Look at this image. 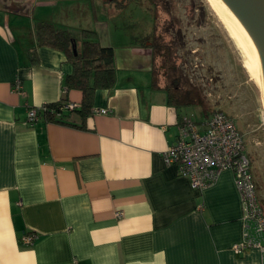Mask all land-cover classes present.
<instances>
[{"label": "crops", "instance_id": "crops-1", "mask_svg": "<svg viewBox=\"0 0 264 264\" xmlns=\"http://www.w3.org/2000/svg\"><path fill=\"white\" fill-rule=\"evenodd\" d=\"M107 7L105 0H0V264H263L259 248L233 249L243 223L232 171L196 190L167 165L182 122L194 119L151 89L149 48L114 42L99 16ZM118 13L109 7L108 18ZM41 20L78 38L93 29L114 49L115 83L95 92L86 130L43 118L26 124L29 108L82 101L79 89L63 88L73 70L63 52L40 47L32 62ZM71 119L81 120L76 112Z\"/></svg>", "mask_w": 264, "mask_h": 264}, {"label": "rangeland", "instance_id": "rangeland-1", "mask_svg": "<svg viewBox=\"0 0 264 264\" xmlns=\"http://www.w3.org/2000/svg\"><path fill=\"white\" fill-rule=\"evenodd\" d=\"M108 10L100 8L99 16L110 22L115 43L142 42L153 34L170 40L176 61L206 98L208 116L222 110L234 118L264 209V107L252 56L211 0H140L111 18ZM183 109L194 121L203 117L200 107Z\"/></svg>", "mask_w": 264, "mask_h": 264}, {"label": "trees", "instance_id": "trees-1", "mask_svg": "<svg viewBox=\"0 0 264 264\" xmlns=\"http://www.w3.org/2000/svg\"><path fill=\"white\" fill-rule=\"evenodd\" d=\"M140 0H105L116 12ZM35 46L30 50L33 63L39 61L38 48L50 47L63 52L72 64L71 74L65 76V91L79 89L82 92L80 105L66 109L69 103L66 97L57 102L45 103L38 111V116L46 122L86 130V120L92 114L95 92L99 89H110L115 83V53L111 46H104L94 37L93 29L83 28L82 38L72 31L56 26L49 21H37L34 25ZM141 45L152 52L151 89L162 90L167 95V103L176 108L200 107L203 119L208 117V104L200 88L194 85L176 61V47L162 35L153 34ZM80 116L77 123L71 119V113ZM202 122V121H200ZM198 122V123H200Z\"/></svg>", "mask_w": 264, "mask_h": 264}, {"label": "built area", "instance_id": "built-area-1", "mask_svg": "<svg viewBox=\"0 0 264 264\" xmlns=\"http://www.w3.org/2000/svg\"><path fill=\"white\" fill-rule=\"evenodd\" d=\"M15 90L21 89L19 80ZM76 104L68 103L66 109ZM39 107L29 108L26 124L34 125L41 117ZM98 113L107 114L109 110L100 109ZM243 135L234 118L222 110H215L206 119L197 121L185 118L181 132L174 145L165 154L167 165L176 166L178 173L189 179L192 188L203 190L213 184L223 170H231L242 205V240L234 244L237 253L250 248H259L264 264V209L251 174V163L245 150ZM121 216L120 213H117ZM34 235L25 238L31 244Z\"/></svg>", "mask_w": 264, "mask_h": 264}, {"label": "water", "instance_id": "water-1", "mask_svg": "<svg viewBox=\"0 0 264 264\" xmlns=\"http://www.w3.org/2000/svg\"><path fill=\"white\" fill-rule=\"evenodd\" d=\"M240 20L256 45L263 63L264 87V0H222Z\"/></svg>", "mask_w": 264, "mask_h": 264}, {"label": "bare ground", "instance_id": "bare-ground-1", "mask_svg": "<svg viewBox=\"0 0 264 264\" xmlns=\"http://www.w3.org/2000/svg\"><path fill=\"white\" fill-rule=\"evenodd\" d=\"M215 8L219 11L223 20L228 24L231 31L237 36L244 47L248 50L249 54L252 56V66L254 70V76L256 78L258 87L260 89L261 98L264 107V87H263V63L261 60L260 53L250 39L248 33L243 27L240 20L235 16L231 9L222 0H211Z\"/></svg>", "mask_w": 264, "mask_h": 264}]
</instances>
